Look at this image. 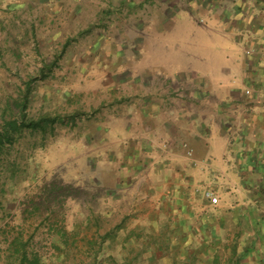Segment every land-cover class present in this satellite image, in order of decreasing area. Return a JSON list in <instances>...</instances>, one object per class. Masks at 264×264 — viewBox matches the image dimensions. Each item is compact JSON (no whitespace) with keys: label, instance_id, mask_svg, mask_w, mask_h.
Segmentation results:
<instances>
[{"label":"crops","instance_id":"0c3cea01","mask_svg":"<svg viewBox=\"0 0 264 264\" xmlns=\"http://www.w3.org/2000/svg\"><path fill=\"white\" fill-rule=\"evenodd\" d=\"M160 9L165 15L158 35L164 41L153 57L162 75L134 48H122L121 39L109 54L127 58V64L97 72L99 90L105 92L96 95L94 113L108 127L124 121L131 137H139L122 155L125 195L132 193L148 207L141 214L132 210L131 217L138 219L125 226L128 249L120 253L118 243L109 248L112 264H264L263 216L254 210L253 199L243 200L254 178L242 166L251 170L264 160V0H171ZM100 18L98 24L117 31L131 24L123 9ZM99 31L95 43L113 30ZM139 33L143 29L131 32L130 39ZM137 40L145 42L143 36ZM211 73L228 76L232 97L215 92L206 79H214ZM197 163L214 173L234 166L247 190L224 192L231 182L227 176L197 178L190 172ZM209 184L214 193L206 200ZM140 193L137 199L134 194Z\"/></svg>","mask_w":264,"mask_h":264},{"label":"rangeland","instance_id":"374dc122","mask_svg":"<svg viewBox=\"0 0 264 264\" xmlns=\"http://www.w3.org/2000/svg\"><path fill=\"white\" fill-rule=\"evenodd\" d=\"M133 1L118 0L115 5L113 0H0V126L4 114L19 117L17 102L27 92L28 83L29 118H65L47 133L24 129L0 158V264H20L11 246H21L29 258L36 256L46 264H95V251L106 242L108 251L118 243L120 253H126L125 226L135 225L138 219L132 218L131 212L141 214L142 208H148L145 201H134L132 193L125 195L128 179L124 177L125 169L122 171L125 148L140 139L131 137L133 132L124 121L108 127L101 115L94 113L100 100L96 95L105 92L99 90L97 72L102 71L100 67L108 69L127 61L123 57L112 59L109 54L121 39L122 48L141 53L146 64L161 76L156 68L163 67L153 56L164 41L159 39L165 15L160 8L171 0ZM122 9L130 17V27L117 31L112 25L98 24L100 17ZM101 29L113 31L95 43ZM142 29L143 35L130 39L131 32ZM142 36L144 44L137 40ZM169 41L167 44L174 49L173 38L169 37ZM239 53L240 58L246 57V53ZM92 67L96 68L90 74L92 70L88 69ZM198 71L204 70L198 67ZM213 77L206 79L216 87L215 92L232 97L228 76L215 73ZM115 141L119 142L114 144ZM262 161H255L251 170L242 163L245 175L254 178L253 187L247 190L248 185H244L247 191L243 200L253 199L254 210H260L264 217ZM234 170L230 166L226 173L218 169L214 173L197 163L190 172L197 178L212 174L214 180L219 175L228 177L231 182L224 192L242 194L244 187ZM119 178L121 181L115 184ZM51 182L57 191L44 194V187ZM68 185H72L69 191L64 189ZM208 187L203 191L206 200L210 192L214 193L212 185ZM134 196L139 199L143 193ZM231 200L230 204L234 198ZM61 232L68 233L66 249L62 248Z\"/></svg>","mask_w":264,"mask_h":264},{"label":"trees","instance_id":"16d2710c","mask_svg":"<svg viewBox=\"0 0 264 264\" xmlns=\"http://www.w3.org/2000/svg\"><path fill=\"white\" fill-rule=\"evenodd\" d=\"M27 92H23L22 96L23 98L17 102V106L20 110L19 117L12 118V115L4 114L2 117V125L0 126V158L2 155H4L6 150L9 146H11L15 140L17 139V135L21 134V132L24 129H29L33 132L41 131L43 133H47V131L53 128V125L57 122H64L65 118L62 116H51V115H45L42 117H39L37 119L35 118H29L27 115V107H28V98L31 94V84L28 83L27 86ZM253 187V184L249 183V188ZM57 187L55 186L54 182H51V184L46 185L43 189L44 194L49 193L53 194L55 190L57 191ZM65 190L69 191L72 189V185H68L67 187H64ZM71 197H76V195L69 193ZM261 220H264V217H262ZM67 233V232H66ZM65 232H61V237L63 239V242L65 241V237L67 236ZM112 237L110 236L109 239ZM246 243V242H245ZM108 243H104L100 249L95 251V258L94 262L95 264H111V256L109 255V251L107 249ZM248 244H246L247 246ZM63 249L67 248V243L64 242V245L62 247ZM14 249L13 247L10 248V250ZM60 249V248H58ZM19 256L20 264H46L43 263L38 257L29 258V256L21 251V246L16 247V253ZM11 257V256H10Z\"/></svg>","mask_w":264,"mask_h":264}]
</instances>
